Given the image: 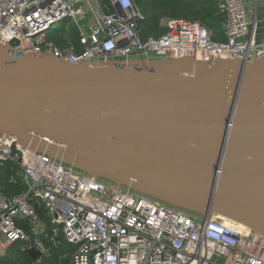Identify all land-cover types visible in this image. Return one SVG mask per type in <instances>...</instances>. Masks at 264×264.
<instances>
[{
  "label": "water",
  "instance_id": "95a60500",
  "mask_svg": "<svg viewBox=\"0 0 264 264\" xmlns=\"http://www.w3.org/2000/svg\"><path fill=\"white\" fill-rule=\"evenodd\" d=\"M0 137L264 234V58L74 65L0 43Z\"/></svg>",
  "mask_w": 264,
  "mask_h": 264
},
{
  "label": "built area",
  "instance_id": "2783aa9c",
  "mask_svg": "<svg viewBox=\"0 0 264 264\" xmlns=\"http://www.w3.org/2000/svg\"><path fill=\"white\" fill-rule=\"evenodd\" d=\"M0 0V43L21 54H49L78 65L84 62L180 59L215 63L264 58L259 35V0L254 19L247 0H219L225 39L213 36L200 20L169 17L165 32L144 36L146 16L135 0ZM86 25L81 21L90 17ZM67 19L79 28L78 41L63 32L64 45L50 39ZM4 170L7 176H4ZM0 256L12 246L49 248L42 240L51 226L43 208L76 249L74 264H264V234L229 225L215 214L200 219L155 198L120 188L30 149L13 137H0ZM9 187H21L9 191ZM34 224L33 234L20 224Z\"/></svg>",
  "mask_w": 264,
  "mask_h": 264
},
{
  "label": "trees",
  "instance_id": "16d2710c",
  "mask_svg": "<svg viewBox=\"0 0 264 264\" xmlns=\"http://www.w3.org/2000/svg\"><path fill=\"white\" fill-rule=\"evenodd\" d=\"M137 4L143 8L145 13V20L141 22L144 36L154 35L159 36L165 32L166 28L160 24V19L164 16L169 17H183L190 20H200L209 28L213 27L219 29L221 25L216 23L218 4L210 0H135ZM216 38V37H215ZM60 45H64L63 39H56ZM76 41V40H75ZM4 176H7V172L4 170ZM103 181L112 183L104 178H100ZM127 189V188H126ZM8 190L12 188L8 186ZM17 191L20 188L16 189ZM134 192V191H133ZM169 205V204H167ZM172 206L176 209L180 208ZM184 211V209H182ZM194 216L195 213L186 211ZM49 244V252L44 254L42 258L34 262L28 253V249L23 248L21 244L12 246L7 255L0 256V264H62L60 259L63 255L70 258L72 261V255L76 249L73 244L66 242V245H54ZM10 254V255H9Z\"/></svg>",
  "mask_w": 264,
  "mask_h": 264
},
{
  "label": "crops",
  "instance_id": "0c3cea01",
  "mask_svg": "<svg viewBox=\"0 0 264 264\" xmlns=\"http://www.w3.org/2000/svg\"><path fill=\"white\" fill-rule=\"evenodd\" d=\"M103 5H104V9L107 10V11H111L112 10V7L110 6L109 4V1L108 0H101ZM210 1H214L216 2V4H218V11H217V19H219V21H217L216 23H218V25L220 24L221 27L219 29H215L213 27L210 28L211 32L213 33V36L218 38V39H225V35H224V17L219 15V0H210ZM250 1L251 0H247V11H248V16H249V19L251 21H253L254 19V1H253V12L251 11V7L249 8V5H250ZM263 7L260 8V11H259V14H260V19H263ZM166 18H169V16H163L161 19H160V24L162 25L163 23V20L166 19ZM260 28H259V35L260 37L262 38L263 35H264V24L262 22H260ZM141 27H142V24H141ZM3 182L0 178V185H2ZM17 188H21V187H15L13 186L12 187V190L13 192L17 191L16 189ZM39 213L42 215V217L45 219V221H48L50 226H51V229L48 230V233L52 230H54L55 232H57V234L60 232L61 234V237H64L63 235V232L61 231L60 227L57 226L53 221L49 220L45 210L43 208H39ZM20 224L27 229V231L31 234H33V226L29 223V221H27V219H22L20 220ZM35 231V229H34ZM63 235V236H62ZM52 237H45L44 235L42 236V240L43 242H45V245L49 248V244L47 243H51V244H54L56 245L57 243L54 242L52 243L50 240H51ZM65 239V238H64ZM66 242V240H65ZM44 256V254L42 253V257ZM39 260V259H38Z\"/></svg>",
  "mask_w": 264,
  "mask_h": 264
},
{
  "label": "rangeland",
  "instance_id": "374dc122",
  "mask_svg": "<svg viewBox=\"0 0 264 264\" xmlns=\"http://www.w3.org/2000/svg\"><path fill=\"white\" fill-rule=\"evenodd\" d=\"M262 3H263V0H259V7L262 6ZM250 7H251V11L253 12V0L250 1L249 8ZM87 11H89L90 17L88 16V18H86L83 21H81V24L84 25L85 28H86V25L89 23V21H91V19H92V13L90 12L89 8H88ZM215 21L217 22V21H219V19H217V20L215 19ZM59 32H63L65 35H68V38H70V40H72V41H75V40L78 41V39H79V33H80L79 28H78L77 24L73 20H71V19H67L64 22H60L57 25H55L54 29L50 32V39H54L55 41H56V39H63V36L62 35L61 36H57V34ZM152 59H154V57H152ZM137 60H139V59H137ZM41 217H42V215H41ZM196 217L202 219L200 215L199 216H196ZM49 220L52 221L51 217H49ZM30 224L34 228V224L32 222ZM46 237H52L50 241L52 243L56 242L57 243L56 245H66L65 239H64V237H61L60 232L57 234V232H55L54 230H52V231H50L48 233V235ZM34 262H36V261H34ZM60 263H62V264H71L70 263V258L68 256H66V255H63L61 257V259H60Z\"/></svg>",
  "mask_w": 264,
  "mask_h": 264
},
{
  "label": "bare ground",
  "instance_id": "6f19581e",
  "mask_svg": "<svg viewBox=\"0 0 264 264\" xmlns=\"http://www.w3.org/2000/svg\"><path fill=\"white\" fill-rule=\"evenodd\" d=\"M215 215H217L218 217H220L225 223L229 224V225H237L241 228H245L247 226H245L243 223H240L234 219H232L231 217H228L226 215L220 214V213H214ZM249 228V227H248Z\"/></svg>",
  "mask_w": 264,
  "mask_h": 264
}]
</instances>
